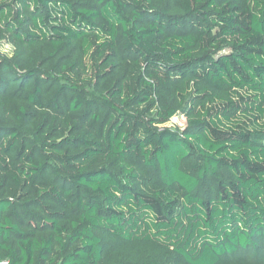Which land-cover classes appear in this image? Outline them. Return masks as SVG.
<instances>
[{"label":"trees","instance_id":"trees-1","mask_svg":"<svg viewBox=\"0 0 264 264\" xmlns=\"http://www.w3.org/2000/svg\"><path fill=\"white\" fill-rule=\"evenodd\" d=\"M4 39L0 262L264 264V0H0Z\"/></svg>","mask_w":264,"mask_h":264},{"label":"rangeland","instance_id":"rangeland-1","mask_svg":"<svg viewBox=\"0 0 264 264\" xmlns=\"http://www.w3.org/2000/svg\"><path fill=\"white\" fill-rule=\"evenodd\" d=\"M0 53L6 56H11L13 53V45L8 40H0ZM186 125V120L183 115L177 114L172 117L162 127L171 128L173 130H182Z\"/></svg>","mask_w":264,"mask_h":264},{"label":"built area","instance_id":"built-area-1","mask_svg":"<svg viewBox=\"0 0 264 264\" xmlns=\"http://www.w3.org/2000/svg\"><path fill=\"white\" fill-rule=\"evenodd\" d=\"M7 263H8L7 260L0 262V264H7Z\"/></svg>","mask_w":264,"mask_h":264}]
</instances>
